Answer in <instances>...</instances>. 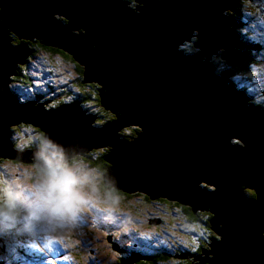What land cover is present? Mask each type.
<instances>
[{"label":"water","instance_id":"water-1","mask_svg":"<svg viewBox=\"0 0 264 264\" xmlns=\"http://www.w3.org/2000/svg\"><path fill=\"white\" fill-rule=\"evenodd\" d=\"M134 1L0 0V158L39 166L61 149L68 162L106 148V185L210 213L209 249L174 256L264 264V112L211 62L220 50L230 63L246 60L237 19L227 14L237 0ZM194 37L197 52L185 53L180 46ZM34 41L70 55L114 118L97 126L78 100L20 101L10 83ZM19 124L43 133L39 147L15 148ZM130 126L136 135L122 137Z\"/></svg>","mask_w":264,"mask_h":264},{"label":"rangeland","instance_id":"rangeland-1","mask_svg":"<svg viewBox=\"0 0 264 264\" xmlns=\"http://www.w3.org/2000/svg\"><path fill=\"white\" fill-rule=\"evenodd\" d=\"M243 1L242 14L237 19L239 23L236 27L241 32V38L245 36L249 48L247 52L244 51L245 62H241L244 63L241 66L245 69L241 67L234 71L235 75L229 73V76H234L237 83L242 86L243 92L244 87L248 88L257 102L264 103V0ZM43 50L39 51L38 55L43 57L44 61L36 60V56L30 57L24 68L25 72L34 78V84L39 86L38 94L41 96L47 89L54 92V96L57 89L66 95L62 99L73 101L79 87L87 88L79 86L80 81L76 82L77 79L83 78L82 72L77 70L72 58L51 55ZM51 56L55 57L54 60ZM219 65L225 64L220 61ZM15 77L13 76L14 81ZM11 89L20 101L33 100L29 88L20 83L14 82ZM93 101L88 100L85 103L88 110L89 107L98 108ZM25 125L15 126L14 134L11 136L16 149H29L34 143L28 146V141L37 142L40 137L39 131ZM133 127H126V130ZM77 157L79 158L71 157L68 163L78 172L86 174L91 171L98 178L93 194L84 204L87 212L69 218L48 217L46 222L42 220L40 214L35 217L22 214L21 209L27 197L21 199L19 196V193H23L31 186L40 169L30 162L11 159H3L4 161L0 162V208L9 203L14 205L7 214L0 211V264H118L117 261H120L122 255H127L136 243L141 245L139 254L145 255V258L151 254L168 253L171 243H183L189 247L191 243L202 245L204 230L200 224H195L198 226L196 227L188 222L185 230H178L175 228L176 225L173 226V221L171 225L162 223L171 221L169 216H174L176 212L183 215L182 207L177 206L176 209L171 203L163 200L158 202V199H152L155 201L151 203L152 201H148L143 193L116 195L104 188L102 174L106 171L102 173V168L87 165L82 156ZM152 216L156 221L150 219ZM148 220L155 222L156 225ZM206 230L209 234L207 227ZM51 240L53 244L56 243L54 248L51 246ZM32 241H37L35 245L42 247L34 248L31 245ZM57 243L63 249L58 248ZM54 249H58V253ZM158 264H181V261L172 259L169 254L167 259L160 260Z\"/></svg>","mask_w":264,"mask_h":264},{"label":"clouds","instance_id":"clouds-1","mask_svg":"<svg viewBox=\"0 0 264 264\" xmlns=\"http://www.w3.org/2000/svg\"><path fill=\"white\" fill-rule=\"evenodd\" d=\"M129 2L131 5V1H129ZM134 3H135V1H134ZM235 11L234 12L227 11V14L232 15L233 13H235ZM240 38H241V32H240ZM40 51H42V50H40ZM38 52L36 54H33V55L31 54L30 57L36 56V60L41 59L42 61H44L43 57H40L38 55ZM213 56H215V55H213ZM30 57L28 58V62L30 60ZM51 57L54 60L55 57L54 58H53V56H51ZM51 57H49V58H51ZM66 57H69V56H66ZM28 62H27V64H28ZM74 63L77 66L76 67L77 70H78V68L80 69V65L77 62H74ZM27 64H25V65L27 66ZM234 64H237V63H234ZM238 64H240V63H238ZM216 69H217V67H216ZM79 72H81V71H79ZM226 72L230 73L229 71H226ZM27 75L30 78L29 83H24V82L22 83V81H19V80L14 81V79L12 77L10 87L14 82L20 83L22 86L29 88V90L32 93V98L34 100L48 101V103L54 101L55 103H50L51 104L50 107H55V106L62 104V103H60V104L58 103L59 101H62V100H65V101H63V103L72 102L71 100H69V102H68L67 98L62 99L66 95H64L62 93V90H57V89H56L54 96H53L54 92H52L51 94H49L47 96H43V95L41 96L40 94L37 93V91L39 89H37L36 84H34V82H35L34 78H32V76L29 75L28 72H27ZM230 77L234 79V76H228V80ZM234 82H235V84L233 86L238 90H242V86L239 85L235 79H234ZM81 83L84 84L83 82H81ZM79 86H81V85L79 84ZM34 89L37 91L34 92ZM244 93L248 97L247 105H251L254 109H257L259 111L264 112V109L262 110V109H260V107L257 108L253 104V102H255V104L256 103L262 104L263 106H264V103H259V102H257L256 99H253L254 98L253 95L248 91V88H246V87H244ZM75 100H78V99L74 97L73 101H75ZM80 104H81V101H80ZM48 105L49 104H46V106H48ZM81 106L84 110H86L87 113L94 114L93 111H95V109H93V107H89V110H88L85 107V104L84 105L81 104ZM25 126H29L33 129L35 128L32 125H25ZM49 142L52 143L51 140H49ZM232 143L236 144V143H240V141L237 139H233ZM39 168H40V172L31 182V186L29 188H26L23 193H19V196L21 199H24V197H27V199L24 202L23 208L21 209L22 214H24L26 216H30V217H35L38 214H40L42 220H44L46 222L48 217L56 218V217L63 216L65 218H69V217H72L74 215H80L82 213L87 212V209L84 207V204L88 202V197L91 194H93V189H94V186L96 185L97 179H98L95 175L92 174L91 171H89L86 174L78 172L75 168H73L64 159L62 149L59 152H51V153H47V154L41 156L39 158ZM135 193H139V192H135ZM130 194H132V193H130ZM143 195H146V194L143 193ZM146 197H147L148 201H152V199H150L147 195H146ZM163 199H165V198H163ZM154 201H152L151 203H154ZM157 201L158 202L161 201L160 198H158ZM169 202H176V201H169ZM176 203L179 204L178 202H176ZM177 204L172 205V207H175L176 209H178V207L180 208L181 204H179V205H177ZM182 206H184V205H182ZM13 207H14V205L9 203L8 205L4 206L3 208H0V211H2L4 214H7L10 210L13 209ZM174 212H176V211H174ZM174 212H172V213H174ZM199 212L202 213L205 211H197L196 213H199ZM177 213L178 212H176V214L174 216L171 215L172 217L169 216V219H171V221H169V220L168 221H162V223L167 224V225L168 224L171 225V222L173 221V226L176 225L175 228L178 230H185L187 228L188 222L191 224H194V226H196L195 224H200V221H196V223H192L191 221H189L185 212L183 215L182 214L180 215L179 213L177 215ZM154 218L155 217H153V216L150 217L151 220H155ZM162 219H163V217H162ZM149 220H148V222H150ZM159 220L160 219H158V222L161 223V221H159ZM150 223L155 224V222H153V221ZM199 226H202V225H199ZM196 227H198V226H196ZM202 227H203L202 230H204V233H203V236L201 239V244L206 238V237L204 238V235L207 234L206 233L207 232L206 227H204V226H202ZM209 227H210V225H209ZM198 229H200V228H197V230ZM212 235H213V237L215 235V233L213 231H212ZM52 241L53 240H51V242ZM201 246H197V245L191 243V247H189L183 243H176V244L171 243L168 250H167L168 253L164 252V254H166L167 256L170 254V257L172 259L176 258L177 260L181 261V259H183V257H177L174 255L175 254L179 255L181 252H183V253L188 252L190 254H194L193 252H197V250L200 249ZM138 248L141 250V245L139 243H138ZM133 252H137V250H135L133 248L127 253V255L123 254L122 256H125L126 258H128L129 256L136 255V253L132 254ZM202 252H203V250H202ZM158 254H160V253H158ZM202 254L203 253H201V254L198 253V254H194V255L200 256ZM152 255H157V254H151L150 256H152ZM150 256H149V258H144L141 260H145V259L151 260L152 258ZM191 257H194V256H191ZM118 258H120V256L117 257V259ZM123 259L124 258H122L118 262V264H120L121 261H123ZM197 260L198 259H196V262H194L193 264L197 263L198 262ZM138 261H140V260H138Z\"/></svg>","mask_w":264,"mask_h":264},{"label":"trees","instance_id":"trees-1","mask_svg":"<svg viewBox=\"0 0 264 264\" xmlns=\"http://www.w3.org/2000/svg\"><path fill=\"white\" fill-rule=\"evenodd\" d=\"M128 1H132L131 2V6L132 7H134L136 5L133 2V0H128ZM242 1L241 0H237L236 3H235V10L236 11H235V13L232 14V16H234L236 19H239V15L242 14V12H241L242 11V4L244 2V1L243 2ZM234 28H235V30L238 33H240L236 26H234ZM13 37H14V42H19L15 35H13ZM244 37L240 38V40L244 44V47H245L243 51L247 52L248 51L247 48H249V44H248L247 40L244 39ZM195 40H196V38L194 37L192 41L184 42L183 46H180V47L184 50L185 53L197 52V49L194 46V41ZM29 46H30V48L32 50V55L36 54L38 51L44 49L45 51L51 53V55H62V56H69L70 58H72L70 55H68L67 53H64L63 51H61V50H59L57 48L44 46V45L40 44L37 41L30 42ZM223 55H225L224 51L220 50L219 53L216 54L215 56H213V58L211 59V62L217 67V73L224 74L226 71H229L231 73V75H235L236 73H234V71L236 69H241V67H239V66L240 65H244V63H240L238 65L234 64V63H230V62H228L227 60H225L223 58ZM220 61L222 63H224L225 65H221L220 66L219 65ZM25 67H26V65H23V66L19 67V70H18L17 76L15 77V80L22 81V83L23 82L24 83H29L30 82V78H29V76L27 75V73L24 70ZM242 68L245 69V67H242ZM80 69L78 68V71L82 72V68H80ZM82 75H83V72H82ZM17 77L19 79H17ZM80 79H82V77ZM79 81H80V85L81 86H84V87H87V88L79 87V90L75 94V98H77L79 101H81V104H83V105L85 103H87L88 100L89 101H92V100L95 101V102L94 101L92 102L98 107V108L95 109V112H94V114L96 115L95 125L101 126V125H104L105 123L111 121L114 118V115L110 111L105 110L103 108V106L101 105L100 98H99V95H98V85L96 83H88V84L84 83V84H82L81 80H79V79H77L76 82L78 83ZM228 84L233 86L235 84L234 79L230 77L229 80H228ZM14 94H15V92H14ZM15 95H17V94H15ZM63 101H65V100L59 101L58 103L59 104L63 103ZM253 104L257 108L260 107V109H262V110L264 109L263 108L264 106L262 104H258V103L255 104V102H253ZM50 105H48L47 107H50ZM34 130L39 131L40 137L37 140V142H33L32 140L28 141V144H27L28 146H29L30 143H34V144H32V147H30V148L39 147L41 145L42 138H43L42 137L43 133L40 130H38L37 128H34ZM14 131H15V127H14ZM14 131H13V134H14ZM136 132H137V128L136 127H133L130 130H126V128H125V129H123L121 131L122 137H124V138H130L131 136L136 135ZM98 152H100L99 155L97 154ZM107 153H108V149H106V148H104L101 151H99L97 149H93V150L89 151L88 153H86L84 156H82V157L80 156V157L82 159H84L85 161H87V163H88L87 165L96 166L98 169L102 168L101 169V170H103L102 173H104V171H107L108 165H107L106 161L104 160L103 156L105 154H107ZM74 158H79V157L76 156ZM3 161H4L3 158H0V162H3ZM36 167L38 169H40L39 166H36ZM102 183L104 184V188L110 190L112 193H114L116 195H126V196L129 195V193H126V192H124L122 190H118V189L114 188L113 186L106 185L104 183L103 179H102ZM245 192L247 193L248 196H250V195L253 196V194H254L251 190H246ZM145 197H146V195H145ZM160 200L169 202L167 199H163V198H160ZM169 203H171L172 205L177 204L176 202H169ZM177 205H179V204H177ZM180 206L183 208V210L186 213L189 221H191L192 223H196V221H200V225H202L204 227H207L209 229V231H210L209 234L204 235V238L205 237L206 238L202 242V246L200 247V249L197 250V251H199V254H201L202 250H204L205 248L209 249V245L208 244L211 241V239L214 238L213 235H212V231H211V229L209 227V218L211 217V215H210V213H207V212H202V213L199 212V213L195 214L193 212V210L189 206H182V205H180ZM135 253L136 252H133L132 254H135ZM150 257L152 258L151 260H148V259L140 260V261L136 262V264H158L160 262V260H163V259L167 258V255L164 254V253H160V254H157V255H152ZM122 258H125V257L122 256L121 259ZM117 262H119V261H117ZM187 264H190V263L188 262Z\"/></svg>","mask_w":264,"mask_h":264},{"label":"flooded vegetation","instance_id":"flooded-vegetation-1","mask_svg":"<svg viewBox=\"0 0 264 264\" xmlns=\"http://www.w3.org/2000/svg\"><path fill=\"white\" fill-rule=\"evenodd\" d=\"M132 2V1H131ZM134 2V1H133ZM238 65V64H237ZM239 67H242L241 65L239 66ZM254 99V98H253ZM194 254H198L199 253V251H197V252H193ZM190 263V264H193L194 262H196V259L194 258V257H189V258H183V259H181V264H187L188 262Z\"/></svg>","mask_w":264,"mask_h":264},{"label":"bare ground","instance_id":"bare-ground-1","mask_svg":"<svg viewBox=\"0 0 264 264\" xmlns=\"http://www.w3.org/2000/svg\"><path fill=\"white\" fill-rule=\"evenodd\" d=\"M39 60V59H38ZM245 62V61H244ZM243 90V89H242ZM58 244V243H57ZM59 245V244H58ZM30 250V249H29ZM36 252V251H35ZM51 252V251H50ZM39 253H41V252H39ZM63 254H64V251H63ZM48 255H50V254H48Z\"/></svg>","mask_w":264,"mask_h":264},{"label":"snow or ice","instance_id":"snow-or-ice-1","mask_svg":"<svg viewBox=\"0 0 264 264\" xmlns=\"http://www.w3.org/2000/svg\"><path fill=\"white\" fill-rule=\"evenodd\" d=\"M6 218H8V217H6Z\"/></svg>","mask_w":264,"mask_h":264}]
</instances>
